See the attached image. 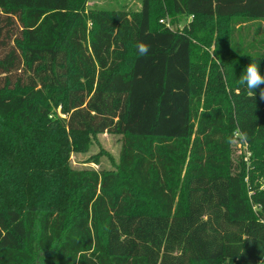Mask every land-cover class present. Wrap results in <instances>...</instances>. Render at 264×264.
<instances>
[{"label":"trees","instance_id":"1","mask_svg":"<svg viewBox=\"0 0 264 264\" xmlns=\"http://www.w3.org/2000/svg\"><path fill=\"white\" fill-rule=\"evenodd\" d=\"M86 4L0 0V264H264V84H239L264 75V0ZM100 134L114 169L74 171Z\"/></svg>","mask_w":264,"mask_h":264},{"label":"rangeland","instance_id":"2","mask_svg":"<svg viewBox=\"0 0 264 264\" xmlns=\"http://www.w3.org/2000/svg\"><path fill=\"white\" fill-rule=\"evenodd\" d=\"M87 9H98L106 11H123L127 13L138 12L141 8V0H87ZM164 22L170 25L173 30H181L188 24H190L191 19L187 18L180 21V23L174 24L170 23V19L167 17ZM163 20L160 23H164ZM167 25V26H168ZM90 26V25H89ZM253 27L251 34L247 37L248 42H252L258 38L264 36V24L259 28L257 34ZM246 31V30H245ZM243 32V34L245 33ZM214 46L209 50V55L213 59ZM218 71L222 77V81L226 82L227 77L230 79V72L225 69L221 64H217ZM209 73L210 69L207 68L205 71V78L203 80L204 90L209 84ZM57 114L61 117L60 111ZM234 133V132H233ZM121 137L110 135V134H100L95 140H92L90 147L85 153H71L69 157V165L74 171L84 172L93 171L97 173L107 172L114 169V166L118 163L120 151H121ZM232 158L234 162L245 163L246 173L252 172L256 169V165L252 163V152L250 151V145L248 143H241L237 141L231 144ZM253 160V159H252ZM245 178V182L250 184V176ZM255 185H259L262 189L264 185V179H256L254 181Z\"/></svg>","mask_w":264,"mask_h":264},{"label":"clouds","instance_id":"3","mask_svg":"<svg viewBox=\"0 0 264 264\" xmlns=\"http://www.w3.org/2000/svg\"><path fill=\"white\" fill-rule=\"evenodd\" d=\"M136 48L141 56L147 55L149 52V46L138 42ZM239 84L246 86L249 95H252L255 92V89L260 88L264 84V75L261 74L259 66L255 63H250L245 68L244 73L241 75ZM260 98L264 99V88L260 89ZM248 136L246 132H241L239 130L235 131L231 137L228 138L227 142L229 144H234L237 141L241 143H246Z\"/></svg>","mask_w":264,"mask_h":264},{"label":"built area","instance_id":"4","mask_svg":"<svg viewBox=\"0 0 264 264\" xmlns=\"http://www.w3.org/2000/svg\"><path fill=\"white\" fill-rule=\"evenodd\" d=\"M262 189H264V185L262 186ZM250 194H252V193H250ZM253 209H254L255 211L260 210L258 206H254Z\"/></svg>","mask_w":264,"mask_h":264}]
</instances>
